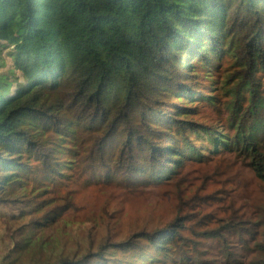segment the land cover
<instances>
[{
	"label": "trees",
	"instance_id": "obj_1",
	"mask_svg": "<svg viewBox=\"0 0 264 264\" xmlns=\"http://www.w3.org/2000/svg\"><path fill=\"white\" fill-rule=\"evenodd\" d=\"M0 42L19 254L64 221L99 230L34 264H264V0H0Z\"/></svg>",
	"mask_w": 264,
	"mask_h": 264
},
{
	"label": "rangeland",
	"instance_id": "obj_2",
	"mask_svg": "<svg viewBox=\"0 0 264 264\" xmlns=\"http://www.w3.org/2000/svg\"><path fill=\"white\" fill-rule=\"evenodd\" d=\"M4 47L3 43L0 42V49ZM9 49H4L3 58L6 62L5 68H12L13 59L8 55ZM94 175L87 176L84 181V191H92L95 190L96 180L92 181L91 179ZM77 220V219H75ZM27 221L26 218L20 220L19 222L11 221L9 218L1 219L0 221V264L4 262L5 259H8L7 263L12 264H34L36 260H50L62 252L69 253L71 251L76 250L79 247V242L82 244H87L89 241V235L91 232H97L99 229L92 223H78L65 224L64 221L61 223L62 226L58 227L60 231L57 236L59 240H54L53 234L55 233L53 227H49L45 230V235L50 239V245L48 249L43 250L40 255L35 253V251L31 248L24 247L22 252L19 254V247L13 240V231H18L23 227V224ZM52 225L55 227V224L52 222ZM12 231V233H11ZM57 231V230H56ZM36 233H33V235ZM17 237L21 239V233L18 232Z\"/></svg>",
	"mask_w": 264,
	"mask_h": 264
}]
</instances>
